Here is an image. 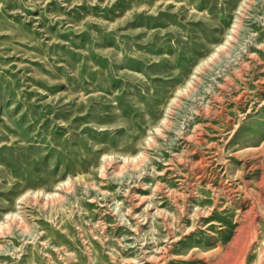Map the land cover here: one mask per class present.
I'll return each instance as SVG.
<instances>
[{"label": "rangeland", "instance_id": "1", "mask_svg": "<svg viewBox=\"0 0 264 264\" xmlns=\"http://www.w3.org/2000/svg\"><path fill=\"white\" fill-rule=\"evenodd\" d=\"M0 264H264V0H0Z\"/></svg>", "mask_w": 264, "mask_h": 264}]
</instances>
